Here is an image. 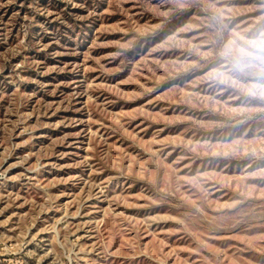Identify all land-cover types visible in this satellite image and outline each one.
Instances as JSON below:
<instances>
[{
	"label": "rangeland",
	"instance_id": "rangeland-1",
	"mask_svg": "<svg viewBox=\"0 0 264 264\" xmlns=\"http://www.w3.org/2000/svg\"><path fill=\"white\" fill-rule=\"evenodd\" d=\"M264 0H0V264H264Z\"/></svg>",
	"mask_w": 264,
	"mask_h": 264
},
{
	"label": "clouds",
	"instance_id": "clouds-1",
	"mask_svg": "<svg viewBox=\"0 0 264 264\" xmlns=\"http://www.w3.org/2000/svg\"><path fill=\"white\" fill-rule=\"evenodd\" d=\"M256 46L259 47V48H264V40L258 41Z\"/></svg>",
	"mask_w": 264,
	"mask_h": 264
}]
</instances>
